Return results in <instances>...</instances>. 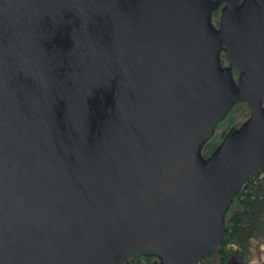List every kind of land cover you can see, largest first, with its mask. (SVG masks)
I'll return each instance as SVG.
<instances>
[{
  "label": "water",
  "instance_id": "1",
  "mask_svg": "<svg viewBox=\"0 0 264 264\" xmlns=\"http://www.w3.org/2000/svg\"><path fill=\"white\" fill-rule=\"evenodd\" d=\"M206 11L0 0V264H196L218 247L264 165V0L228 3L216 31ZM234 103L248 118L201 160Z\"/></svg>",
  "mask_w": 264,
  "mask_h": 264
},
{
  "label": "trees",
  "instance_id": "2",
  "mask_svg": "<svg viewBox=\"0 0 264 264\" xmlns=\"http://www.w3.org/2000/svg\"><path fill=\"white\" fill-rule=\"evenodd\" d=\"M244 184L223 213L224 233L218 247L204 252L196 264H226L232 254L245 261L251 242L264 240V179L253 174ZM154 259L158 261L153 254L141 253L131 255L123 264H153Z\"/></svg>",
  "mask_w": 264,
  "mask_h": 264
},
{
  "label": "flooded vegetation",
  "instance_id": "3",
  "mask_svg": "<svg viewBox=\"0 0 264 264\" xmlns=\"http://www.w3.org/2000/svg\"><path fill=\"white\" fill-rule=\"evenodd\" d=\"M207 6V11L205 13V20H206V24L207 26L212 30V31H216L218 29L219 26V19H220V13L221 10L226 7V5L228 3H233L234 6H238L243 0H204ZM216 56H217V67L219 69L221 68H227L228 65L227 63L224 61V55H223V51L221 48H219L216 52ZM231 81H232V85L235 86L236 85V79H237V75H238V71L235 69H231ZM263 102V101H262ZM240 104H245V103H240ZM246 105V104H245ZM262 105L264 106V102L262 103ZM247 106V105H246ZM249 110V109H248ZM248 116H249V111H248ZM248 116L239 123V125L241 123H243ZM219 122V121H217ZM217 122L213 125V130L210 134V136L204 140L198 147L197 149V155L200 157L201 160H205L210 153H212L214 151V149L216 148V146L220 143V141L222 140V138L224 137V135L230 130H235L236 128L239 127V125L237 126H229L227 128V130L221 134V137L219 138V140L214 143V146H212V148H207V141L208 139H210L213 134H214V130H215V125L217 124ZM238 258V257H237ZM239 259V258H238ZM230 260V258H229ZM228 260V261H229ZM240 260V259H239ZM241 261V260H240ZM228 262H226L227 264Z\"/></svg>",
  "mask_w": 264,
  "mask_h": 264
},
{
  "label": "rangeland",
  "instance_id": "4",
  "mask_svg": "<svg viewBox=\"0 0 264 264\" xmlns=\"http://www.w3.org/2000/svg\"><path fill=\"white\" fill-rule=\"evenodd\" d=\"M248 107L245 104L234 103L232 104L226 114L215 125V132L213 136L208 139L207 148H212L221 134L224 133L229 126H237L248 116ZM151 259L150 261H152ZM154 261H156L154 259ZM264 261V240L262 242L252 241L249 249L248 258L243 261L239 260L234 254L231 255L227 264H260Z\"/></svg>",
  "mask_w": 264,
  "mask_h": 264
},
{
  "label": "built area",
  "instance_id": "5",
  "mask_svg": "<svg viewBox=\"0 0 264 264\" xmlns=\"http://www.w3.org/2000/svg\"><path fill=\"white\" fill-rule=\"evenodd\" d=\"M261 178L264 179V165L261 168V171L258 173Z\"/></svg>",
  "mask_w": 264,
  "mask_h": 264
}]
</instances>
